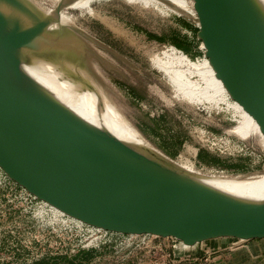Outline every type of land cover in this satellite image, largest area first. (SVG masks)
Listing matches in <instances>:
<instances>
[{
	"label": "water",
	"instance_id": "water-1",
	"mask_svg": "<svg viewBox=\"0 0 264 264\" xmlns=\"http://www.w3.org/2000/svg\"><path fill=\"white\" fill-rule=\"evenodd\" d=\"M29 0H0V173L57 211L127 235L264 239V199L203 184L160 152L142 150L73 113L24 71L31 55L80 66L85 45ZM202 55L228 99L254 122L264 149V5L191 0ZM74 66V67H75Z\"/></svg>",
	"mask_w": 264,
	"mask_h": 264
},
{
	"label": "rangeland",
	"instance_id": "rangeland-1",
	"mask_svg": "<svg viewBox=\"0 0 264 264\" xmlns=\"http://www.w3.org/2000/svg\"><path fill=\"white\" fill-rule=\"evenodd\" d=\"M30 1L46 12H50L58 2ZM70 1L74 4L80 0ZM177 2H181L185 8L190 7L193 13L191 0ZM170 3L168 0H94L90 3V9L65 8L63 15L66 23L75 25L101 46L89 43L96 52L98 62L85 54L80 69L93 85L94 92L99 94L103 106L108 108L110 116L162 155L203 176L240 178L242 181L264 177V149L260 144H263V140L253 120L240 107L227 108L226 104L216 105L205 101L195 104L194 101L175 96L173 87L182 93L184 85H178L181 81L177 75L173 76V83L170 84L168 79L172 78V74L165 72V66H177L176 71L183 76L189 61L200 63L206 58L202 55L200 43L193 36L191 26H196L195 16ZM78 38L88 45L85 38ZM179 40H185L186 43ZM175 47L183 53L175 52ZM183 47L193 54L192 58L184 55ZM173 59L178 61H167ZM54 62L55 67H60L63 76L68 79L75 77L71 75L72 63L66 60ZM199 77L194 76L192 80L200 81L201 86L205 81ZM190 94L193 96L194 93ZM95 107L100 113V106L95 104ZM103 115L106 116L105 113ZM232 118L236 119L235 125L230 121ZM235 136L241 139L251 137L246 143L252 154L247 155L243 143ZM197 146H204L209 155L220 161L241 164L243 170H226L198 161L194 156ZM3 193L0 189L1 208L6 209L8 205L4 202H7V198ZM25 221L29 226L32 224L18 211H10L3 218L0 217V226H17L18 222ZM44 226L42 223L39 228L44 229ZM30 230L34 231L33 228ZM62 237L45 234L43 238L52 242ZM31 243L34 245L33 241ZM170 244V239L154 238L151 246L161 248L158 254H148L146 249L130 250L129 246L110 244L98 250L84 251V254L81 252L77 257L64 258L61 264H135L137 261H156L158 258L165 259V254L171 251ZM90 251L95 252L90 255Z\"/></svg>",
	"mask_w": 264,
	"mask_h": 264
},
{
	"label": "built area",
	"instance_id": "built-area-1",
	"mask_svg": "<svg viewBox=\"0 0 264 264\" xmlns=\"http://www.w3.org/2000/svg\"><path fill=\"white\" fill-rule=\"evenodd\" d=\"M174 50L179 54L183 53L180 49L174 48ZM184 55L187 56L185 53ZM230 121H233L234 125L236 124L235 118ZM236 138L243 143L242 146L247 151V155L252 154L250 146L246 143L248 138ZM204 149L206 148L204 147ZM0 189L4 191L3 195L7 198V202L4 203L8 205L6 209H2L0 204V217L3 218L7 212L18 211L25 217V220L28 219L32 222L30 226L27 221L18 222L17 226H0V264H37L43 259H48L46 257L73 258L90 249L98 250L101 247L110 246L119 236L122 239L118 240L116 244L129 246L130 250L146 249L147 253L153 254H158V251L161 250L160 247L151 246L152 240L156 236L119 234L84 224L37 200L34 196L15 186L1 173ZM42 223L45 224L44 229L39 228ZM30 227L34 231H29ZM43 234L47 236L63 235V237L59 241L52 240L50 242L43 238ZM167 239L171 240V251L165 254V260H169L176 254L185 253L186 249L179 246L180 241L169 237ZM32 241L34 245H32ZM112 250L115 251V248ZM15 256L18 258L14 261ZM165 260L164 262L151 261L149 264H166Z\"/></svg>",
	"mask_w": 264,
	"mask_h": 264
},
{
	"label": "bare ground",
	"instance_id": "bare-ground-1",
	"mask_svg": "<svg viewBox=\"0 0 264 264\" xmlns=\"http://www.w3.org/2000/svg\"><path fill=\"white\" fill-rule=\"evenodd\" d=\"M259 1L264 5V0ZM168 2H171L170 4L173 6L179 7L180 10L182 9L183 12L188 13V10L183 6V4H181V2L180 4L177 0H168ZM31 3L43 13H48L40 9L33 2ZM72 5L73 4L69 2L67 7L59 10L58 22L55 26H58V24L68 25L62 11L65 8L72 7ZM74 5L77 4L74 3ZM45 59L48 60L45 57L38 58L31 55L28 59L29 62L24 65V71L26 74L37 82L45 91L86 122L96 127L108 130L120 140L122 139L118 136L131 141L128 143L127 141L122 140L130 145L133 144V146L139 149L151 150V147L141 142L134 132L130 131L129 128L117 122L110 116L108 108L103 106L99 94H96V91L94 92L93 85H91L86 76H84V72L80 69L81 67L77 66V68H73L75 65L71 64V75H75V77L68 79L63 76V72H60V67H55V62H48ZM52 63L54 65H52ZM189 63L194 71L200 77H203L205 81L202 86H197L199 95L202 96L203 99L206 98L210 103H215L216 105L220 103L226 104L227 108L233 107L234 102L228 99V96L219 80L214 77L208 61L203 59L200 63L192 61H189ZM63 67L65 66L63 65ZM95 104L100 106V113L97 111L98 108L96 109ZM102 110L104 111L103 113L106 114L105 117ZM176 164L178 163L176 162ZM178 165L189 175L198 178L203 184L222 193L229 194L237 198H248L253 200L264 199V177L249 181H242L239 178L209 177L188 170L185 166L183 167L180 164Z\"/></svg>",
	"mask_w": 264,
	"mask_h": 264
},
{
	"label": "crops",
	"instance_id": "crops-1",
	"mask_svg": "<svg viewBox=\"0 0 264 264\" xmlns=\"http://www.w3.org/2000/svg\"><path fill=\"white\" fill-rule=\"evenodd\" d=\"M186 9L191 15L194 16V13H191L189 10L190 7L186 6ZM173 60L167 61H172L175 63L178 61ZM176 67L171 64L165 66V72L172 74V78L169 76L171 79H168L170 84L173 83V76L177 75L179 77L178 79L181 81V83H178V85H184L183 89L185 90L182 93H179L177 88L171 85L175 91V96H179L186 100L188 99V101H194L195 104H202L204 101L208 102L206 98L203 99V97L198 93L197 86H199L201 83L200 81L192 80L194 76H199L193 70L190 63H187L188 69L183 70V76L178 74ZM199 78L202 79L201 77ZM191 92L194 93L193 96L190 94ZM208 103L211 104L210 102ZM233 107L237 108L239 106L234 103ZM249 139H251V137L248 138V140ZM120 239H122L121 236H119L118 239L113 243L116 244L118 240L120 241ZM179 246L183 249H186L185 253H179L174 257H171L169 260H167L168 264H264V239L236 241L231 238H218L207 240L193 246H188L180 242ZM94 252L95 251H90L88 253L91 255ZM82 254L84 253L82 252ZM156 260L160 261L165 259L158 258ZM150 262L151 261H137L135 264H149Z\"/></svg>",
	"mask_w": 264,
	"mask_h": 264
},
{
	"label": "trees",
	"instance_id": "trees-1",
	"mask_svg": "<svg viewBox=\"0 0 264 264\" xmlns=\"http://www.w3.org/2000/svg\"><path fill=\"white\" fill-rule=\"evenodd\" d=\"M191 28L193 29V36L194 38L196 37V31H197V27L196 26H191ZM183 43H186L185 40H179ZM196 42L200 43L199 40L196 38ZM178 45V44H177ZM176 48V47H175ZM187 48V47H186ZM186 48L183 47V51L184 53L192 58L193 54H191L188 50H186ZM180 49V48H177ZM181 50V49H180ZM202 51V50H201ZM197 159L198 161L207 164V165H214L217 167H221L222 169H228V170H232V171H237V170H243V166L241 164H235V163H225L223 161H220L218 159H216L215 157L209 155L207 152L201 151L198 155H197ZM65 261L64 258H50V259H46L45 261H43L41 264H61Z\"/></svg>",
	"mask_w": 264,
	"mask_h": 264
},
{
	"label": "flooded vegetation",
	"instance_id": "flooded-vegetation-1",
	"mask_svg": "<svg viewBox=\"0 0 264 264\" xmlns=\"http://www.w3.org/2000/svg\"><path fill=\"white\" fill-rule=\"evenodd\" d=\"M92 1H94V0H84V1H81V0H80V1L76 2L77 5H74V4H73L72 7H68V8L90 9V8H91V7H90V3H91ZM62 13H64V12L62 11ZM69 28L72 30V32H73L77 37H81V38H85V39H86L88 45H85V47H86V49H85V54H86L87 56H90L91 58H93L94 60L97 61V59H96V52H95L94 48L90 46V44H91V45L94 44V45L97 46V47H101V46L99 45V43H98L97 41H95L94 38H89V37H87L86 34H85L84 32H82L80 29H78L77 27H75V25L70 26ZM89 43H90V44H89ZM97 62H98V61H97ZM82 64H83V59H82V61H81V65H80L79 67L82 68ZM77 66H78V65H77ZM73 67H74V66H73ZM74 68H75V67H74ZM201 151L206 152L205 149H204L202 146H197V148H196V150H195V153H194V156L197 158V155H198Z\"/></svg>",
	"mask_w": 264,
	"mask_h": 264
}]
</instances>
